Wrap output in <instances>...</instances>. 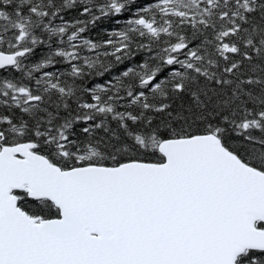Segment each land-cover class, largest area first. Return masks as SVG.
<instances>
[{"label": "snow or ice", "instance_id": "snow-or-ice-1", "mask_svg": "<svg viewBox=\"0 0 264 264\" xmlns=\"http://www.w3.org/2000/svg\"><path fill=\"white\" fill-rule=\"evenodd\" d=\"M0 264H264V0H0Z\"/></svg>", "mask_w": 264, "mask_h": 264}]
</instances>
